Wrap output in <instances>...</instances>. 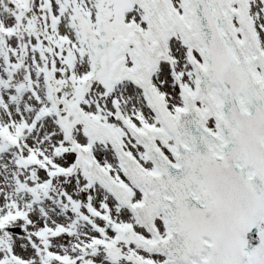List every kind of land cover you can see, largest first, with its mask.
I'll list each match as a JSON object with an SVG mask.
<instances>
[{"label":"snow or ice","instance_id":"6c2138e0","mask_svg":"<svg viewBox=\"0 0 264 264\" xmlns=\"http://www.w3.org/2000/svg\"><path fill=\"white\" fill-rule=\"evenodd\" d=\"M0 264H264V0H0Z\"/></svg>","mask_w":264,"mask_h":264}]
</instances>
